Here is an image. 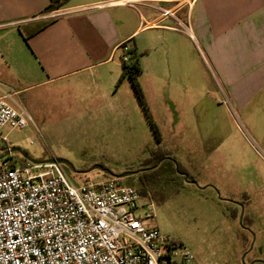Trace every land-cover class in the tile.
Returning <instances> with one entry per match:
<instances>
[{"label":"rangeland","instance_id":"374dc122","mask_svg":"<svg viewBox=\"0 0 264 264\" xmlns=\"http://www.w3.org/2000/svg\"><path fill=\"white\" fill-rule=\"evenodd\" d=\"M22 31L0 30V82L20 91L36 122V127L4 129L18 157L35 163L65 160L63 167L78 187L115 175L124 185L145 189L156 206L153 226L180 244L179 251H190L191 264L264 260V138L244 113L224 103L214 77L198 72L187 81L182 65L175 74L164 44L148 41L147 33L139 91L130 77L119 83L122 72L113 81L85 73L42 85ZM123 57L119 50V65ZM159 146L197 184L179 176L164 175L156 183L143 176L144 161ZM248 214L253 226L243 224Z\"/></svg>","mask_w":264,"mask_h":264},{"label":"crops","instance_id":"0c3cea01","mask_svg":"<svg viewBox=\"0 0 264 264\" xmlns=\"http://www.w3.org/2000/svg\"><path fill=\"white\" fill-rule=\"evenodd\" d=\"M50 5L51 0H0V30L24 28L20 39L38 66V84L85 73L113 81L122 72L119 50L131 46L142 65V36L149 33L148 41L164 44L171 71L182 65L187 81L208 72L224 103L244 113L264 138V0H67L49 10ZM164 10L172 16H163Z\"/></svg>","mask_w":264,"mask_h":264},{"label":"built area","instance_id":"2783aa9c","mask_svg":"<svg viewBox=\"0 0 264 264\" xmlns=\"http://www.w3.org/2000/svg\"><path fill=\"white\" fill-rule=\"evenodd\" d=\"M32 125L19 92L0 82V264H191L135 187L116 177L78 187L59 163L21 164L3 131Z\"/></svg>","mask_w":264,"mask_h":264},{"label":"trees","instance_id":"16d2710c","mask_svg":"<svg viewBox=\"0 0 264 264\" xmlns=\"http://www.w3.org/2000/svg\"><path fill=\"white\" fill-rule=\"evenodd\" d=\"M66 2L67 0H51V5L49 6L48 9L49 10L60 9V7L63 6ZM126 48H128V50H126ZM123 54L124 56L125 55L129 56V62H125L123 60L122 76L119 80V83H121L125 78L130 77L134 83V86L139 91L140 88L136 78L142 72L140 58L137 52L131 46L128 45L123 46ZM160 161H162V163L160 166L157 167ZM27 162H28L27 158L20 157L21 164L24 165ZM143 165L145 166L143 170H141L143 171L142 173L143 176L151 177V179L155 183L160 182L161 177L164 175L179 176L184 180H186L185 175H188V178L186 180L187 182L196 181L195 176L190 174L188 170L182 167L176 161L174 155L168 149L162 146H159L157 150H154L151 153L150 157L144 161ZM137 191L142 197L147 198L149 201H153L152 194L149 195L145 189H137ZM242 204L245 208L249 206V202L246 200H244ZM244 222H243L244 226L245 224L248 226H253L254 224L253 216L250 214L246 215L244 217ZM255 264H261V263H255Z\"/></svg>","mask_w":264,"mask_h":264},{"label":"water","instance_id":"95a60500","mask_svg":"<svg viewBox=\"0 0 264 264\" xmlns=\"http://www.w3.org/2000/svg\"><path fill=\"white\" fill-rule=\"evenodd\" d=\"M13 151L16 152V151H19V150L14 149ZM5 157H6V154H3L2 156H0V160L4 159ZM51 162L59 163V164H61V165L67 163L65 160H62V159H54V160H51ZM161 163H162V161L159 162V164L157 165V167L160 166ZM113 176L116 177V178H118V177L115 176V175H113ZM185 177H186V180H187L188 175H185ZM190 183H191V184H197L196 181H191ZM239 205H241V204H239ZM241 206H242V205H241ZM242 207H243V206H242Z\"/></svg>","mask_w":264,"mask_h":264},{"label":"flooded vegetation","instance_id":"af4514ba","mask_svg":"<svg viewBox=\"0 0 264 264\" xmlns=\"http://www.w3.org/2000/svg\"><path fill=\"white\" fill-rule=\"evenodd\" d=\"M131 173H135V172H131ZM248 232H251V231L248 229ZM250 246H251V244H250ZM255 263L264 264V260H262V259L261 260L260 259H254L251 264H255Z\"/></svg>","mask_w":264,"mask_h":264}]
</instances>
